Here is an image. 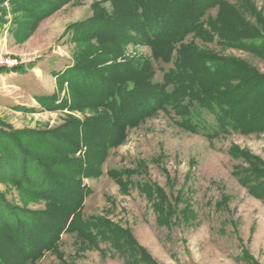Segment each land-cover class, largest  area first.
Listing matches in <instances>:
<instances>
[{"label":"rangeland","instance_id":"obj_1","mask_svg":"<svg viewBox=\"0 0 264 264\" xmlns=\"http://www.w3.org/2000/svg\"><path fill=\"white\" fill-rule=\"evenodd\" d=\"M112 1L64 0L49 16L39 22L33 19L30 25L28 15L8 1L0 6V131L30 140L32 133L43 134L101 113L51 110L41 101L54 95L56 104H70L67 84L60 86L54 73L91 48H97V56L107 51L106 45L93 40H76L72 28L92 17L94 3L101 2L108 14L119 12L120 3ZM225 2L219 13L212 10V28L204 25L202 36L189 35L182 43L233 64L237 73L229 77L230 88L254 81L264 95V0ZM245 34L257 37L242 47L231 45ZM123 51L106 65L130 63L139 71V64L146 62L154 82L161 80L159 69L170 66L154 61L146 46L126 43ZM222 83L214 87L225 90ZM258 106L264 109V98L253 106L260 113ZM178 118L158 111L130 128L110 150L102 174L83 180L91 189L84 216H101L124 229L132 238L134 254L127 247L120 251L122 241L115 248L113 241L99 239L95 249L75 234H65L53 252L34 264H264V188L260 186L264 128L206 136L179 127ZM205 120L214 125L207 113ZM110 169L125 171L127 192L107 176ZM144 183L157 186L165 203H158L156 194L148 197L141 188ZM21 192L13 182L0 179V195L8 201L22 206ZM24 200L27 205L22 207L48 209L42 200ZM163 216L169 220L165 222Z\"/></svg>","mask_w":264,"mask_h":264},{"label":"trees","instance_id":"obj_2","mask_svg":"<svg viewBox=\"0 0 264 264\" xmlns=\"http://www.w3.org/2000/svg\"><path fill=\"white\" fill-rule=\"evenodd\" d=\"M6 1L18 12L26 13L30 25L33 19L39 22L49 16L64 0H0V6ZM118 3L119 12L113 14H108L101 2L94 3L92 17L72 28L76 40H93L99 46L106 45L107 51L97 56V48H91L82 52L81 57H74L71 66L54 73L60 86L67 84L70 104H56L54 95L41 101L51 110L68 108L101 113L80 123L71 120L43 134L32 133L30 140L0 131V179H7L21 189L22 206L27 205L24 198L42 200L48 205L45 210H31L0 195V264H34L48 251L53 252L65 234H75L95 249L99 239L113 241L114 247L122 241L120 251L127 247L134 254L132 238L124 229L101 216H84V202L91 189L83 180L99 177L110 150L124 140L130 128L156 112L174 114L179 117L175 121L179 127L206 136L264 128L258 126L264 122V109L258 106L261 111L258 113L253 108L264 98L258 84L251 81L230 88L229 77L237 73L233 64L196 52L182 43L189 35L202 36L204 25L210 28L215 25L211 12L217 8L219 13L225 0H118ZM254 36H239L231 45L242 47L253 41ZM126 43L146 46L154 61L170 65L159 69L160 82H154L152 67L146 62L139 64V71L130 63L106 65L109 59L122 56ZM222 82L225 90L214 87ZM212 88L217 90L211 91ZM205 113L211 116L214 125L205 120ZM80 153V158H76ZM106 174L127 192L124 170L110 169ZM260 186L264 188V179ZM141 188L148 197L156 194L160 197L158 203H165L157 186L144 183ZM166 217L163 216L165 222L169 220Z\"/></svg>","mask_w":264,"mask_h":264},{"label":"crops","instance_id":"obj_3","mask_svg":"<svg viewBox=\"0 0 264 264\" xmlns=\"http://www.w3.org/2000/svg\"><path fill=\"white\" fill-rule=\"evenodd\" d=\"M64 65H66V64H64Z\"/></svg>","mask_w":264,"mask_h":264}]
</instances>
